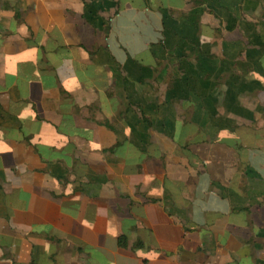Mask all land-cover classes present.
Segmentation results:
<instances>
[{"label": "crops", "instance_id": "crops-1", "mask_svg": "<svg viewBox=\"0 0 264 264\" xmlns=\"http://www.w3.org/2000/svg\"><path fill=\"white\" fill-rule=\"evenodd\" d=\"M263 11L0 0V264H264V110L240 101L264 93Z\"/></svg>", "mask_w": 264, "mask_h": 264}, {"label": "rangeland", "instance_id": "rangeland-1", "mask_svg": "<svg viewBox=\"0 0 264 264\" xmlns=\"http://www.w3.org/2000/svg\"><path fill=\"white\" fill-rule=\"evenodd\" d=\"M156 0H153V2H155ZM263 14H264V11H263V13H262V16L261 17H258V18H253V17H250V18H248V20L249 21H251L249 24H252V25H257V26H263L264 24H262L261 25V23L260 22H263L264 23V17H263ZM248 28H250V26L248 27ZM250 30V29H249ZM260 30V32H261V34L262 33H264V28H260L259 29ZM248 34H250V33H248ZM223 34H218V38L220 37V36H222ZM216 37V39L219 41L220 39H218ZM250 46H252L251 44H249V48H250ZM167 65V67L165 68V66ZM247 67H248V72L250 73V72H252L253 71V68H252V66H251V63L248 61V64H247ZM162 68L164 69H166V73L168 74V77H167V81H164L163 82V85L160 87V86H158V88H157V91H158V93H160V90H161V88H162V90H161V92L162 93H164L165 92V90H166V88L168 89V88H171L172 87V83H173V77H176L175 75V71H176V68H175V66L173 67V64L171 63V65H169V63H165V64H163L162 65ZM242 68L243 69H245L244 68V66L242 65ZM255 68V67H254ZM216 82V89H217V95L219 96V98H223V96H224V90H225V88H224V84H225V81L224 80H219V81H215ZM159 85V84H158ZM251 86H250V83L248 84V89L250 88ZM251 88H253V86L251 87ZM160 89V90H159ZM256 95V93L254 94V95H252V96H248V97H242L241 99H240V101H241V103H242V105H244V106H246L247 107V109H249V110H253V111H256V108L259 106V107H261V108H263V110H264V93H263V95H261V96H258V97H256L255 96ZM262 99H261V98ZM178 105H177V107L179 108L178 109V111L179 110H181V112H180V118H181V120L183 121L184 120V122L185 123H187V122H191V120H192V117H193V115L195 114V111H194V107H192V106H187V107H182V105L181 104H179V103H177ZM218 108H219V110H220V112H219V116H221V118L222 119H224L223 117L225 116V117H227V114H225L224 112H223V106L222 105H218ZM256 119L257 120H255V122H254V125H253V127L252 128H259L262 124L264 125V112H259L258 111V114L256 115ZM251 121H253V120H251L250 118H243V117H240V120H239V118H238V123H242V122H244L245 124L247 123L249 126H252L251 124H252V122ZM213 129L211 128V127H209L208 128V126H207V128L206 129H201V130H199V135H200V137H202V136H204V141H206V142H208V141H210V140H212L213 138H214V134H213ZM180 134H181V129L179 128L178 129V131H177V133H176V138H177V140L178 139H180ZM191 142V141H190ZM183 151H185L186 152V154H187V152L188 151H190L191 153L192 152H199V153H201V157H202V159L203 160H207V158H212L214 155H215V152L216 151H213V150H209V146H199L198 144H188V147H187V149L184 147L183 148ZM193 154V153H192ZM214 154V155H213ZM203 160H200L199 162H198V164L199 165H202L203 164ZM213 160V159H212ZM197 161L198 160H194V162H196L197 163ZM207 162V161H206ZM202 163V164H201ZM188 168H190V167H188Z\"/></svg>", "mask_w": 264, "mask_h": 264}, {"label": "trees", "instance_id": "trees-1", "mask_svg": "<svg viewBox=\"0 0 264 264\" xmlns=\"http://www.w3.org/2000/svg\"><path fill=\"white\" fill-rule=\"evenodd\" d=\"M17 18H20V15L17 14ZM93 55H94V54H93ZM91 56H92V54H91ZM144 120H145V122H146L150 127L152 126V123H151L150 119H148V118H146V117L144 116ZM107 126L112 130V126H110V124H107ZM25 141H26V143H30V140H29V139H25ZM187 147H188V145L185 146L186 149H187ZM187 154L193 156V154H192L190 151H188ZM189 157H190V156H189ZM190 158H191V157H190ZM127 244H128V242H127L126 237H121L120 240H119V245H120V247H122V248H127Z\"/></svg>", "mask_w": 264, "mask_h": 264}]
</instances>
